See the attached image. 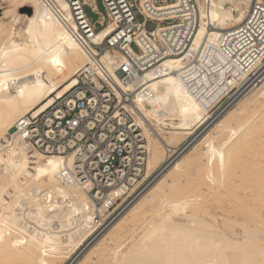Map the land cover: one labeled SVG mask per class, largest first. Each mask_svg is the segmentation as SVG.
Wrapping results in <instances>:
<instances>
[{
	"label": "bare ground",
	"instance_id": "bare-ground-1",
	"mask_svg": "<svg viewBox=\"0 0 264 264\" xmlns=\"http://www.w3.org/2000/svg\"><path fill=\"white\" fill-rule=\"evenodd\" d=\"M18 2H29L20 8L31 7L33 13H20L29 18L27 40L5 38L0 48V140L20 118L48 108L74 86L88 61L43 0ZM55 2L75 26L68 0ZM198 2L200 26L191 51L123 85L139 91L134 110L147 139L149 183L98 231L91 224L95 209L87 191L59 181L61 159L36 153L30 164L23 156L12 163L14 172L0 178V264H62L65 259L66 264H264V205L259 203L264 200V63L257 66L264 57V30L251 13L253 0ZM110 32L104 27L98 39ZM229 94L231 99L238 95L235 105L213 130L185 142ZM193 166L208 182L205 218L199 210L187 211L194 193L189 196L182 187L188 177L180 174ZM156 207L147 231L128 237L136 220ZM50 211L62 215L60 230L30 232L20 224L27 214L43 226L52 218Z\"/></svg>",
	"mask_w": 264,
	"mask_h": 264
},
{
	"label": "built area",
	"instance_id": "built-area-1",
	"mask_svg": "<svg viewBox=\"0 0 264 264\" xmlns=\"http://www.w3.org/2000/svg\"><path fill=\"white\" fill-rule=\"evenodd\" d=\"M43 1L72 32L88 61L77 72L74 86L48 108L20 118L13 132L0 140V178L14 172L12 163L23 156L30 164L36 153L60 158L59 181L87 191L95 209L91 224L101 231L147 181V139L134 110L139 91L123 85L191 51L200 26V5L198 0H102L103 15L93 3L68 0L73 26L55 0ZM87 4L100 16V30L86 13ZM250 9L264 30V0H253ZM104 27H111V32L98 39ZM254 38L261 42L258 34ZM17 211L22 215L23 209ZM48 215L52 218L43 226L27 214L20 224L30 232L60 230L59 211Z\"/></svg>",
	"mask_w": 264,
	"mask_h": 264
},
{
	"label": "rangeland",
	"instance_id": "rangeland-1",
	"mask_svg": "<svg viewBox=\"0 0 264 264\" xmlns=\"http://www.w3.org/2000/svg\"><path fill=\"white\" fill-rule=\"evenodd\" d=\"M18 1L19 0H0V18L1 17H4L3 21H4V24H6V34H5V36L7 35V32H9V31L14 32L15 31L16 33H21L22 35L21 36H18V37H15L13 35V39L14 40H17L19 42H23V41L27 40V38H28V36L26 34H24V31H25L26 26H27V24L29 22V18L25 14H21V16H18L20 13H22V10L24 8H26V7H23V8L18 7L19 6V2ZM24 5H31V4L29 2H24L23 3V6ZM94 5L96 6V8L98 9V11L101 14H103V15L106 14L105 7L103 5V1L102 0H95ZM85 11H86L88 17L93 22H96V29L97 30H100L102 28V26L98 22L100 16L93 10L92 5L87 4L85 6ZM16 18H17V20H15ZM138 19L140 21H142L143 20V17L139 16ZM2 45H3V41L0 40V48L2 47ZM260 62L261 63H259L257 66L263 65V63H264V57L262 58V61H260ZM44 75H48V73H45ZM9 83H10V91L11 92H14L15 91V88L13 87V85L15 84V82L14 81H10ZM248 87H246L243 91H245ZM240 93L238 95H240ZM238 95H236L233 99H231V97H230L231 94L227 95L222 100V102L220 104H218L217 106H215V108L211 111L210 118L204 124H201V126H199L195 130V132L193 133V135H190V137L187 138L185 140V142H188L190 139H191L190 142H196L199 139L201 140V139L205 138V136H207V134H209L213 130V128L221 121V119L227 114V112L235 105V98ZM256 115H258V113ZM165 130L169 131L171 129H169V128L166 127ZM182 145H184V142H181L180 143V146H182ZM188 151L189 150H186V152H188ZM189 153H191V150L188 152V154ZM190 160L194 161L195 160V157H192ZM162 166H163V162H161L159 164V168L162 167ZM195 168H197V167H194V166L192 168H190V167L188 168L187 167L186 170L182 172L183 174L182 173L180 174V177L181 178L188 177L187 183L185 185L183 184L186 188L183 185H182V187L184 189H186V190L189 189V191H188V195L189 196L192 195L191 193H194L192 195V197L196 201V202L193 201V203H191V205L187 208V211L190 210L188 212H196V214H197V211L199 210L198 213L200 212V214H198V215H200L202 218H205V217H207V213L206 212H208V210H209L207 208L209 206V204H208L209 203V196H208L209 195V191H207V189H208L207 183L208 182L206 181V177L203 175V173L201 172V174H200V172H198V170L195 169ZM200 170L201 169H199V171ZM197 172H198V174H197ZM198 178H200V179H198ZM198 181H200L199 182V185L200 186H198L199 187L198 189H201V190L199 192L197 191V193H196V191H194L193 188L195 189V185H198ZM148 183L149 182L147 180L146 181V184H148ZM198 189H196V190H198ZM190 191H191V193H190ZM174 195L176 196V194L173 193V196ZM132 201H130L129 204H127V207L131 204ZM262 202H264V200H262L259 203L264 205V203H262ZM123 209L120 211V213L123 211ZM158 210H159V208L156 207V208H153L150 213L149 212H146V214L144 213L145 215L143 214L142 217H139L138 216L139 218L135 222V223H138V224H134L135 226L132 227V229L134 228V230L128 229V231H129L128 234L129 235L128 234H125V237L127 235H128V237L129 236L130 237H132V236L133 237H139V236L143 235L147 231V229H148V224L154 219V217H156V214H157ZM130 233H132V234H130ZM124 240L125 239H122L120 242H118V244L120 245L121 243H123ZM67 260L68 259H65L62 264H66L67 263ZM101 264H106V262H102L101 261Z\"/></svg>",
	"mask_w": 264,
	"mask_h": 264
},
{
	"label": "crops",
	"instance_id": "crops-1",
	"mask_svg": "<svg viewBox=\"0 0 264 264\" xmlns=\"http://www.w3.org/2000/svg\"><path fill=\"white\" fill-rule=\"evenodd\" d=\"M22 6H23V4L19 5L18 7H22ZM18 16H21V14H19ZM15 20H17V19H15ZM14 32L9 31V32H7V35L5 36V34H6V24H4V28H3L2 32H0V40L4 41L5 38H9V37L13 39V35L15 37H18V36L22 35L21 33H16V32L14 33ZM24 34H25V31H24Z\"/></svg>",
	"mask_w": 264,
	"mask_h": 264
},
{
	"label": "water",
	"instance_id": "water-1",
	"mask_svg": "<svg viewBox=\"0 0 264 264\" xmlns=\"http://www.w3.org/2000/svg\"><path fill=\"white\" fill-rule=\"evenodd\" d=\"M22 13H27L28 15H31L33 13V9L31 7L24 8L22 10Z\"/></svg>",
	"mask_w": 264,
	"mask_h": 264
}]
</instances>
